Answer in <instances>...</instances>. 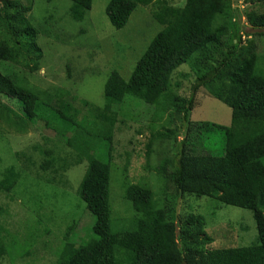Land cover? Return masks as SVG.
Returning <instances> with one entry per match:
<instances>
[{
	"label": "trees",
	"instance_id": "1",
	"mask_svg": "<svg viewBox=\"0 0 264 264\" xmlns=\"http://www.w3.org/2000/svg\"><path fill=\"white\" fill-rule=\"evenodd\" d=\"M68 1L71 7L67 15L75 22L84 20L93 2ZM243 1L244 9H240V0H185L182 6L166 0H109L105 15L115 31L125 28L139 7L148 10L162 29L153 36L127 81L119 72H109L102 106L83 103L93 118L88 131L84 128L87 124L78 122L77 111L66 101L67 92L59 91L54 104H50L19 82L15 66L38 72L44 58L38 45L40 33L30 19L33 0H0V129L23 132L29 126L43 125L73 151L74 164H86L77 195L84 204L83 211L93 218L85 224L79 218L81 213L68 211L70 218L64 231L50 241L48 228L39 232L36 227L51 220L36 216L32 232L27 233L31 223L23 230L21 239L28 242L25 246L19 243L18 231L9 234L0 226V264L8 248L18 252L20 259H32L30 245L41 247L44 259L55 258L51 264H264V54L255 44L257 37L264 36V13L259 11L264 8V0ZM241 13L250 24L247 28L240 25ZM242 36L248 39L244 44ZM182 66L190 73L178 74ZM175 75L188 82L191 90L184 100L183 116L193 110L196 92L204 89L209 98L230 109V125H190L174 161L164 159L156 168L146 163L143 170L155 172L161 186L156 190L140 180L133 183L126 162L120 176L121 196L131 215H114L110 171L115 110L127 98L156 107L158 111L148 127L149 142L152 145L153 141L174 138L175 131L169 130L174 124L172 114L160 107L166 97L179 91ZM214 135L219 137V150L201 145ZM151 145L146 144V161L152 153ZM38 152L42 159L37 169L44 174L55 175L72 165L54 168L56 160L51 151ZM3 155L0 196L12 200L8 195L14 194L35 163L18 153L7 161ZM19 157L25 171L16 160ZM184 195L251 212L257 244L215 248L213 238L205 231L207 225H217L213 213L208 217L189 215L178 230L174 204L177 196ZM4 214L6 211L0 208V217ZM16 260L12 258L13 263Z\"/></svg>",
	"mask_w": 264,
	"mask_h": 264
},
{
	"label": "rangeland",
	"instance_id": "2",
	"mask_svg": "<svg viewBox=\"0 0 264 264\" xmlns=\"http://www.w3.org/2000/svg\"><path fill=\"white\" fill-rule=\"evenodd\" d=\"M108 1L93 0L92 8L84 20L75 22L67 15L71 7L68 0H33L30 19L40 33L38 45L43 52V63L41 69L34 73L20 66L14 67L19 82L28 86L50 104H54L55 95L59 91L67 92L66 101L77 111L78 122L87 124L84 128L88 131L92 129L93 118L90 117V108L88 109L83 103L86 102L92 107L102 106L103 87L109 72L115 70L127 81L135 63L142 56L153 36L162 29L152 20L148 10L145 11L146 9L139 7L132 13L126 27L115 31L105 15ZM166 1L175 6H182L185 3V0ZM238 4L240 9L246 7L243 0H240ZM259 11L264 13V8H259ZM239 20L243 27L250 26L245 14L241 13ZM39 22L42 23L40 28L37 25ZM246 41L248 39L244 40L242 36L241 42L244 44ZM255 44L258 51L264 54V36L257 37ZM121 46L122 49L119 48ZM178 70V74L190 73L188 67L182 66ZM174 82L180 84L179 91L176 95L166 97L164 105L160 107L166 114H172L170 119L174 121L169 130L175 131V136L168 141H153L152 145L149 142L148 127L154 120L153 114L158 111V108L137 104L134 99L127 98L126 102L115 110L117 118L112 137L113 160L110 171V202L114 215L123 217L131 215L130 209L121 196L120 176L126 162H128V176L133 183L135 180H140L156 190L161 186L159 187L155 172L146 173L143 170L146 163L156 168L164 159L174 161L190 125L197 128H200L197 125L199 123H209L220 127L230 125V109L209 98L204 89L196 92L193 110L188 116H183L181 112L182 107L185 106L184 100L191 95L190 85L188 82H182L176 75ZM94 132L95 129L92 130V133ZM148 142L152 153L146 161L145 151ZM203 143L211 145L214 151L220 148L219 137L215 135L207 142L202 141L201 145ZM38 151H51V156L56 160L54 168L68 165V163L72 165L66 171L58 170L55 175L44 174L37 169L42 159V154ZM16 153L30 157L35 165L26 172L14 194L8 195L12 200L5 195L0 196V208L6 211V214L0 217V226L4 227L9 234L18 231V240L21 245L25 246L27 242L21 239L24 228L31 223L27 233L32 232L36 216H43L44 221L51 220L49 223H44L45 226L42 224L36 227L39 232L45 227L48 228L52 233L48 236L50 241H54L55 237L59 238L64 231L68 222L67 217L70 218L67 215L70 210H73L75 214L81 213L79 218L83 219L85 224L93 220L83 211L84 204L80 202L77 195L86 164H74L75 158L72 159L74 152L55 137L52 131L47 130L43 125L29 126L23 132H16L7 127L1 128L0 155L4 154L2 158L7 161L9 157L16 158L14 157ZM16 160L23 168V159L19 157ZM23 169L25 171V168ZM51 179H54L53 182ZM170 193L174 194V191ZM211 206L215 208V212ZM60 207L61 210H59ZM174 207L178 230L189 215L208 217V213H213L217 225H207L205 231L213 238L215 248L248 247L257 244L255 222L251 212L247 210L220 204L215 206L214 202L206 201V199H196L185 195L177 196ZM27 222L29 224H26ZM52 225H54L53 228ZM29 248L30 251L33 250L32 259L31 257L20 259L18 252L8 248L1 264H51L55 260L53 257L44 259L40 251L41 247L32 248L30 245ZM15 257L17 260L13 263L12 258Z\"/></svg>",
	"mask_w": 264,
	"mask_h": 264
},
{
	"label": "clouds",
	"instance_id": "3",
	"mask_svg": "<svg viewBox=\"0 0 264 264\" xmlns=\"http://www.w3.org/2000/svg\"><path fill=\"white\" fill-rule=\"evenodd\" d=\"M244 37V36H243ZM246 38L244 37V40H245Z\"/></svg>",
	"mask_w": 264,
	"mask_h": 264
}]
</instances>
